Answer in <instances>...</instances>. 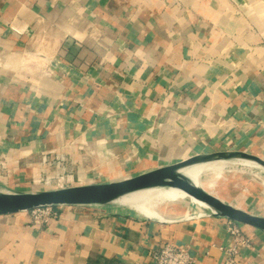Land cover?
<instances>
[{
	"label": "crops",
	"instance_id": "1",
	"mask_svg": "<svg viewBox=\"0 0 264 264\" xmlns=\"http://www.w3.org/2000/svg\"><path fill=\"white\" fill-rule=\"evenodd\" d=\"M219 151L264 159V0H0L1 191ZM157 209L165 219L124 202L60 205L44 225L0 215V264H152L167 242L223 264L228 218L190 199ZM241 227V264H264V231Z\"/></svg>",
	"mask_w": 264,
	"mask_h": 264
},
{
	"label": "water",
	"instance_id": "2",
	"mask_svg": "<svg viewBox=\"0 0 264 264\" xmlns=\"http://www.w3.org/2000/svg\"><path fill=\"white\" fill-rule=\"evenodd\" d=\"M248 161L264 169V159L244 151H219L198 154L183 161L159 167L146 173L110 183L71 186L37 192H4L0 190V215L29 211L43 206L107 205L140 191L159 187L179 188L204 203L209 215L225 217L264 231V216L250 213L206 191L188 177L184 170L213 161Z\"/></svg>",
	"mask_w": 264,
	"mask_h": 264
},
{
	"label": "rangeland",
	"instance_id": "3",
	"mask_svg": "<svg viewBox=\"0 0 264 264\" xmlns=\"http://www.w3.org/2000/svg\"><path fill=\"white\" fill-rule=\"evenodd\" d=\"M203 146L206 145L203 144ZM43 157L44 154L41 155L42 159H44ZM219 162L227 164L224 173L226 182L223 187L216 188L214 186L216 176L212 174V169L204 170L201 173V183L208 186L213 195L225 198L230 204L239 205V207L250 213L264 216V169L245 165L248 163L244 164L241 161L227 160ZM57 164L62 166L64 162L59 161Z\"/></svg>",
	"mask_w": 264,
	"mask_h": 264
},
{
	"label": "built area",
	"instance_id": "4",
	"mask_svg": "<svg viewBox=\"0 0 264 264\" xmlns=\"http://www.w3.org/2000/svg\"><path fill=\"white\" fill-rule=\"evenodd\" d=\"M32 221L38 225H44L49 220L58 216V206H43L29 210ZM199 216L209 215L204 209ZM227 233L232 237L233 244L221 247L226 256L223 264H241L240 256L243 249H252L253 241L242 230L241 224L228 219ZM195 255L187 247H180L167 242L155 249L152 253V264H196Z\"/></svg>",
	"mask_w": 264,
	"mask_h": 264
},
{
	"label": "bare ground",
	"instance_id": "5",
	"mask_svg": "<svg viewBox=\"0 0 264 264\" xmlns=\"http://www.w3.org/2000/svg\"><path fill=\"white\" fill-rule=\"evenodd\" d=\"M245 165H252L257 168H261L260 166L253 164L248 161H241ZM196 167V168H193ZM193 168V169H192ZM227 164L221 163L219 161L207 162L200 165H195L190 168L184 170V173L190 177L193 181L196 182L199 186L203 187L206 191H211L208 189V186H205L201 183L200 176L204 170L212 169V174L216 176L214 179V186L216 188L223 187V184L226 182V178L224 173L226 171ZM263 169V168H261ZM264 176V175H263ZM261 177V176H260ZM264 183V181H263ZM212 194V193H211ZM226 202L230 203L225 198L221 197ZM190 199L191 201L200 203L201 205H205L204 203L195 200L192 196L184 192L179 188L174 187H159L152 188L146 191H140L134 193L132 195L120 198L116 203H128L130 207L137 210L138 212L149 216V217H157L159 219H165L163 215L158 212V207L162 204L176 203L181 200ZM183 203V202H182ZM232 204V203H231ZM237 206L236 204H233ZM239 207V205L237 206ZM241 208V207H240Z\"/></svg>",
	"mask_w": 264,
	"mask_h": 264
}]
</instances>
